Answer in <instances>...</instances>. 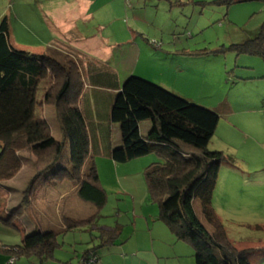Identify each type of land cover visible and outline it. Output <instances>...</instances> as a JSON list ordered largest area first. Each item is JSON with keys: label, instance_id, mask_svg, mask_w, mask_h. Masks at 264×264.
Wrapping results in <instances>:
<instances>
[{"label": "rangeland", "instance_id": "1", "mask_svg": "<svg viewBox=\"0 0 264 264\" xmlns=\"http://www.w3.org/2000/svg\"><path fill=\"white\" fill-rule=\"evenodd\" d=\"M91 1L89 11L94 18L86 20L73 18L72 24L81 30L84 28L91 36L106 39L102 42L109 41V45H117L115 54L118 64L121 63L122 57L120 51L125 52L133 47L129 52L133 56L131 71L140 75L137 73L131 75L143 77L142 74H146L149 77L146 79L165 86L171 91L175 89L173 91L178 95L210 108L216 107L225 99L245 103L249 99H254L257 91L262 88L263 84L260 87L252 81L238 80L239 76L250 72L248 69H243V65L244 60L247 62V58L251 56L241 55L238 59L237 51L231 47L234 43H240L244 32L253 30L257 20L259 22L261 13L252 16L250 12L240 9L239 6L246 3L236 2L225 5L220 0ZM38 2H41L43 7ZM49 7L56 8L62 13L74 14L79 4L78 0H0V19L4 15L10 17L14 25L15 47L33 54L56 55L57 49L49 48L50 44L47 43L50 37V29H48L50 25L48 22L44 25L41 17L43 11ZM26 13L30 16L24 15ZM53 24H56L55 21ZM135 44L136 47H134ZM183 48L192 49L196 55L189 57L192 63L190 68L185 65L180 70L174 65H184L183 59H179L181 57L177 53V49ZM62 50L67 51L64 48ZM59 57L64 60L66 55L62 53ZM258 59L260 64H263L264 61L260 57ZM257 73H260L259 67ZM151 77L155 80H151ZM44 82L46 83V80ZM45 91L43 83L37 94V110L51 122V132L57 137L61 133L55 117V106H50L47 112ZM236 106L240 108L241 105ZM237 116L232 119L221 116L209 148L224 151L225 155L232 156L235 166L244 169L247 175L235 168L227 167L223 170L226 165L223 163L219 170L215 196L213 195V206L220 212L230 240L239 249L258 248L264 246V124H258L259 134L251 131L253 136L248 137L249 134L246 133H249L251 125L247 119L248 117L255 119V117L242 112H237ZM146 127L145 123L141 126L142 133L147 131ZM116 133L117 130L114 131V139H116ZM149 155L155 156L156 159L153 161H161L155 153ZM22 156L24 157L23 167L14 176L15 178L0 182V200L10 207L25 200L24 192L51 158L48 154L47 157L38 159L28 151H23ZM58 166L68 169L72 167L70 147L64 149ZM139 177L144 180L143 175ZM43 180L42 177L35 179L34 192H29L27 199H37L32 203L33 207H29V212L32 213L31 218H33L32 223L47 229L49 217L47 215V183ZM54 191L53 189L52 193ZM76 199L75 194L59 202L49 199L51 216L56 218V214L65 212L69 203ZM108 200V204L101 209V217L98 218L102 224L112 226L116 222L127 223L128 218L133 217V212H127L126 204H120L119 207L117 194L109 193ZM82 202H85L84 205ZM82 202L75 208L79 215H86L94 206L86 200ZM33 208L36 209L34 212H32ZM197 208L200 211V204ZM208 227L212 228L210 224ZM129 229L127 227L126 232ZM59 238L63 241L66 235L61 234ZM67 238L66 240L74 245L83 243V248L93 247L94 244L99 245L101 242L102 232L100 229L73 231L68 233ZM179 244L167 242L163 247L166 255L160 259V264H195L192 245L184 243L186 248L182 249ZM72 247L66 248L69 251L65 254L66 257L73 256L71 254L76 246ZM107 249H100V254ZM81 257L82 254L76 258L78 260L75 264H78ZM150 258L154 259L153 256L146 255V262L143 264H153ZM250 260L253 264H264V257L260 255H250ZM128 261L135 264L139 262L137 259L134 261L131 256L128 257ZM98 263L99 257L96 264Z\"/></svg>", "mask_w": 264, "mask_h": 264}, {"label": "trees", "instance_id": "2", "mask_svg": "<svg viewBox=\"0 0 264 264\" xmlns=\"http://www.w3.org/2000/svg\"><path fill=\"white\" fill-rule=\"evenodd\" d=\"M243 1L249 0H220L225 5ZM10 22L8 15L0 19V182L12 179L22 169L23 151L33 153L38 159L49 154L50 161L25 192L26 202H29V192H34L35 179L46 180L48 170L58 168L55 179L68 178L78 183L81 197L101 208L107 203V193L100 184L95 162L91 160L87 164L91 141L86 115L78 105L81 79L77 65L67 58L61 60L47 53L33 54L15 47L11 42ZM231 47L238 53L264 58V23L253 38ZM43 83L47 103L57 108L61 141L53 136L48 120L37 110V94ZM112 119L121 124L123 131L122 144L112 152L117 163L151 153L161 158L145 169L150 198L159 205V218L179 240L192 245L195 264H252L250 255L264 251V246L239 249L230 240L213 206L221 165L235 163L232 156L209 148L219 114L148 79L132 75L117 95ZM147 120L152 122V127L143 136L140 125ZM66 141L70 143V169L58 166ZM195 201H199L205 220L197 212ZM5 206L0 200V218L10 223L12 215H5ZM98 218L99 214L82 220L68 219L66 230L93 227L98 225ZM101 232L103 242L116 233L105 228ZM58 233L38 228L26 235L21 245L14 246L18 249L14 251L18 252V258L19 254H35L45 260L57 244ZM92 253L98 256L96 247L87 250L84 257Z\"/></svg>", "mask_w": 264, "mask_h": 264}, {"label": "crops", "instance_id": "3", "mask_svg": "<svg viewBox=\"0 0 264 264\" xmlns=\"http://www.w3.org/2000/svg\"><path fill=\"white\" fill-rule=\"evenodd\" d=\"M38 3L43 7L41 2ZM91 3V0H78L79 7L74 14H69L68 12L62 13L56 8L49 7L47 10L43 11V15H41V17L42 20H44V25H47V22L50 25L48 29H50V37L52 39L49 37V41H47V43L49 42L50 44L48 45L49 48L57 49L56 55L54 56L61 59L59 55L64 53L67 60L75 62L79 71L81 85L78 86V90L80 91L78 105L86 115L87 127L91 141V153L87 164L90 163L91 160H93L96 164L100 184L107 193L106 204L109 202V193L117 194L119 196V207L120 204H126L128 208L127 212H133V217L128 218V221H126L127 223L116 222V224L114 223L115 225L112 226L102 224L99 220L98 225H93V227L89 226V228L86 227L84 229L66 230V220L88 219L95 215L97 216V214L101 217V209L105 207V205L99 208L96 204L86 201L92 203L94 208L91 207L90 212L86 215H79L75 206L81 205L80 203L82 200L85 201V199H83L79 194V184H75L76 182L68 178L55 179L54 175L58 168L50 169L48 170L49 172H47V174L49 173L47 179L43 180L45 181L44 183H47V215L49 216L47 220V230H55L59 232L57 235V244L51 254L47 255V259L45 260L35 254H19L16 264H75L78 260L76 258H79L82 254V259L87 250L93 247H96L97 254L99 253L98 264H135V262L129 263V256H131L134 261L136 259L139 260L136 264H143V262H146V255L154 257V259L150 258V260L153 261V264H160V259L166 255L163 247L167 244V242H169V244L180 243L179 245L182 249L186 248V244L184 243H188L186 241L179 240L165 224V222L159 218V205L156 202H153L150 198L145 178V169L148 165L155 162L153 161L156 159L155 156L148 154L149 156L145 155L125 163H117L113 159V150L120 146L123 141L122 126L112 119L113 106L117 95L122 90L126 80L132 76L131 74H135L137 72L131 71V67L133 66V56L129 54V52L133 47L129 48L125 52L122 50L120 51L122 57L120 58L121 63L118 64L117 56L115 54L116 49H118L116 47L117 45H109V41L102 42V40L105 41L106 39L91 36L86 33L87 31L84 28L81 30L78 26L72 24L73 18H83L84 20L91 17L94 18V15L89 11ZM241 3L246 4L239 6L240 9L250 12L252 16L261 13V16L258 18L259 22L257 20V25L254 26L253 30L244 32V37H242L243 39H241L240 42L243 43L248 39L253 38L259 32L262 26L260 23L264 20V2L261 0H249ZM31 4L33 5L34 3ZM24 15L30 16L29 13ZM54 21L56 23L55 25L53 24ZM10 23L11 42L14 44V25L12 21ZM263 23L264 21L262 24ZM234 44H232V46ZM134 47H136V44ZM61 48H64L67 51H63ZM177 53L179 57H181L179 59H183L182 61L184 65L181 66L176 64L174 67L177 66L176 69L180 68V70H182L185 65H188L187 67L190 68L192 63L190 62L189 57H191V55H196L195 51L183 48L181 50L177 49ZM241 55L251 56L250 58H247V62L244 60L243 65V69H248L250 72L244 74L243 76H239L238 80H243L244 82L252 81V83L256 86L263 84L262 88L257 91L258 93L254 99H249L245 103L244 101L240 102L239 100L232 101L231 99H225L216 107L207 108L216 111L220 118L223 115L230 119L236 118L238 117L237 112H242L255 117V119L252 117H248L247 119L249 120L248 123L251 125V128L248 130L249 133H246L249 134V137L250 135L253 136L251 131L259 134L258 124H264V62L263 64H260L258 57H260L262 61H264V58L262 56L252 55L249 53H238V59ZM258 67L260 69V73H257ZM142 76V78L145 79L146 77L149 78L146 74H142ZM150 79L155 80L152 77ZM235 83H237V81H235ZM173 90L172 92H174ZM239 104L241 105L240 108L236 106ZM53 105L55 106V117L57 118V108L55 104L47 103V112L49 111V107ZM48 122L51 126V122L49 120ZM229 122L231 124L230 120ZM144 123L148 129L145 133H142L141 131V134L146 136L152 127V122L150 120L143 121L140 125V129ZM115 130H117L115 135L116 139L113 138ZM60 133L61 134L57 137L53 135L59 141L63 140L61 128ZM65 147H70L69 141H66ZM235 165L236 163H226L223 170L227 167L228 169L235 168L237 171L247 175V173L244 172V169ZM139 175H143L144 180L140 178ZM107 176L111 177L109 178ZM14 178L15 177L12 179ZM53 189L55 190L54 193H52ZM74 194L77 195V199L72 203H69L67 207L68 209L63 212L65 215H63V213H59V215L56 214V218L52 217L50 214L52 210H49L51 205L48 200L50 199L55 202H59L66 198L68 199V197ZM36 200L37 199L34 200V198H30L29 202L22 200L23 202L21 201L11 205V207L10 205H6L5 209L2 207L5 211V215H12V220L8 223L0 218V264H8L10 258L14 254L17 255L18 252L16 251H18V249H14L13 247L21 245L26 235L33 233L38 228L43 230L45 229L40 225L32 223L33 218H31L32 213L29 212V207H33L32 203ZM82 203L84 205L85 202ZM22 204L24 207H21ZM195 204L196 209L198 210L197 212L200 214L201 218L204 219L201 214V210L199 211L197 208V205L199 206V201H195ZM18 207H20V209L15 211ZM216 209L217 208H215V210ZM35 210L33 208L32 212ZM118 210L120 211L121 209L119 208ZM216 212L222 219L220 212L218 210H216ZM127 227L130 229L126 232ZM102 228L115 230L116 233L114 236H111L108 239L106 238V241L104 242L101 240L99 245L94 244L93 247L86 246L83 248V243H80L81 245H78V243L74 245L66 240L68 233L73 231H93L94 229L101 230ZM209 230H212V228H209ZM61 234L66 235V238L63 239V241H60L59 238ZM160 245H162V247ZM72 246H76L74 247L73 254H71L73 256L71 258L66 257L65 254H68L69 252L66 248H73ZM102 248L108 249L100 254L99 250ZM192 255H195V250ZM253 255H260L264 257V251H258ZM156 258L158 260L157 263Z\"/></svg>", "mask_w": 264, "mask_h": 264}, {"label": "built area", "instance_id": "4", "mask_svg": "<svg viewBox=\"0 0 264 264\" xmlns=\"http://www.w3.org/2000/svg\"><path fill=\"white\" fill-rule=\"evenodd\" d=\"M17 255H13L10 260L8 261V264H16L17 263ZM98 260V256L94 253L90 254L87 257H83L78 264H96Z\"/></svg>", "mask_w": 264, "mask_h": 264}]
</instances>
